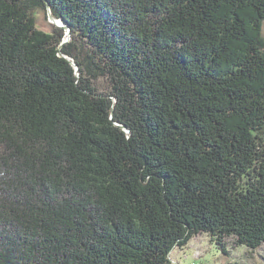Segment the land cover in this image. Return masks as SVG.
<instances>
[{"label":"trees","instance_id":"obj_1","mask_svg":"<svg viewBox=\"0 0 264 264\" xmlns=\"http://www.w3.org/2000/svg\"><path fill=\"white\" fill-rule=\"evenodd\" d=\"M263 29L264 0H0V264L264 244Z\"/></svg>","mask_w":264,"mask_h":264},{"label":"rangeland","instance_id":"obj_2","mask_svg":"<svg viewBox=\"0 0 264 264\" xmlns=\"http://www.w3.org/2000/svg\"><path fill=\"white\" fill-rule=\"evenodd\" d=\"M45 12L38 15V26L49 30ZM264 32V29H263ZM224 253L208 234L194 237L185 249L176 248L171 255L172 264H264V244L258 249L249 250L244 245L229 246Z\"/></svg>","mask_w":264,"mask_h":264},{"label":"water","instance_id":"obj_3","mask_svg":"<svg viewBox=\"0 0 264 264\" xmlns=\"http://www.w3.org/2000/svg\"><path fill=\"white\" fill-rule=\"evenodd\" d=\"M46 13L48 14V19H49L50 22L55 23L56 25H58V26H60V27H65V28H67V38L64 39L63 43L66 42V41H68V40L70 39V36H71V34H70V27H71V26H69L68 23H67L64 19H62V18H61V19H57V18H55V17L52 15V13H51V9H50L49 6H48V10H47ZM72 63H74V62L72 61ZM74 64H75V63H74ZM75 65H76V67H77V64H75ZM78 72H79V71H78Z\"/></svg>","mask_w":264,"mask_h":264}]
</instances>
